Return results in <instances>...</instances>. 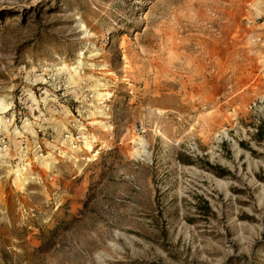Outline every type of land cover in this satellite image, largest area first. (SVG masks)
Segmentation results:
<instances>
[{"label": "rangeland", "instance_id": "rangeland-1", "mask_svg": "<svg viewBox=\"0 0 264 264\" xmlns=\"http://www.w3.org/2000/svg\"><path fill=\"white\" fill-rule=\"evenodd\" d=\"M263 120L264 0H0V264H264Z\"/></svg>", "mask_w": 264, "mask_h": 264}, {"label": "trees", "instance_id": "trees-1", "mask_svg": "<svg viewBox=\"0 0 264 264\" xmlns=\"http://www.w3.org/2000/svg\"><path fill=\"white\" fill-rule=\"evenodd\" d=\"M260 126H264V120L262 121L261 124L257 125L256 127V132L254 133V137L259 140L261 135H260ZM264 137V136H262ZM207 169H209L210 171H212L213 173L219 175V176H223L227 173V170L225 168H223L222 166H220L219 164H212L209 163L206 166ZM201 208H203L205 211H207L208 213L212 212L211 210V206L208 202V200L206 198H202V205Z\"/></svg>", "mask_w": 264, "mask_h": 264}, {"label": "built area", "instance_id": "built-area-1", "mask_svg": "<svg viewBox=\"0 0 264 264\" xmlns=\"http://www.w3.org/2000/svg\"><path fill=\"white\" fill-rule=\"evenodd\" d=\"M6 149H7L6 142L4 141V139H0V153L5 151Z\"/></svg>", "mask_w": 264, "mask_h": 264}]
</instances>
